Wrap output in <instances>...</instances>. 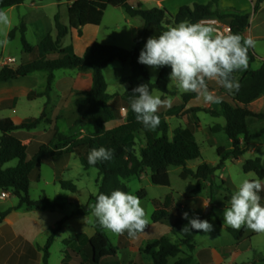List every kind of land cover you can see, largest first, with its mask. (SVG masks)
<instances>
[{"label": "trees", "instance_id": "trees-1", "mask_svg": "<svg viewBox=\"0 0 264 264\" xmlns=\"http://www.w3.org/2000/svg\"><path fill=\"white\" fill-rule=\"evenodd\" d=\"M26 1L0 0V12L22 5ZM69 2L68 25L63 24L59 13L54 17L55 38L48 34L41 39L36 47H33L26 38L27 28L25 24H21L19 28L10 32V40L15 38L17 32L21 33L23 49L33 57V60L17 68L5 66L0 69V83L25 78L35 72H47L46 90L43 93H33L30 96L46 97L47 106L55 81V72L66 69L90 72L92 75L91 89L82 93L75 105L82 118L91 121L96 130L93 134L77 139L65 136L58 127H55L51 143L38 145L33 155L29 157L28 151L31 150L33 143L27 145L26 142L32 139L31 131L42 122L52 123V120L46 117V110L39 118L20 125L15 124L10 119L1 120L0 191L12 192L18 199V204L16 207L0 213V224L13 211L22 208L28 211L55 212L56 210H64L66 203L51 201L45 195L38 200H32L29 191L31 175L39 170L42 162L52 161L55 163L56 175L60 176L61 170L66 165L70 155H76L85 170H98L101 178L98 193L109 194L117 188L129 192L126 180L141 176L145 170L151 171L153 185L169 188L171 186L169 169L179 167L182 168L180 174L182 180L193 178L196 181V187L192 191L193 195H198L203 188V183L210 181V205L213 206L218 191L214 181L216 173L223 168L227 160H238L244 152L248 151L251 140L258 135L251 133V121H264V113H254L246 108L264 95V63L259 69L250 71L249 75L239 82V90L233 91L234 104L223 101L218 111L197 110L204 111L215 119L223 118L225 120L224 126L216 125L212 128V132H224L232 141V149L227 151L224 148H219L217 150L219 157L217 166L203 163L194 171L187 168L189 162L201 158V147L195 139L194 129L191 127L179 128L173 132L172 138L169 136L170 128L167 118L179 115L183 106L165 114L157 113L160 116V125L155 130H150L136 121L129 101L133 88L143 83L149 84L152 93L154 90H159L164 94L168 93L167 85L170 83L171 68L164 67L160 71L157 81L152 83L146 65L138 63L139 53L147 38L159 36L163 31L181 21L195 23L207 17H221L218 0H213L206 5L195 4L192 8L182 6L175 16H172L165 8L132 7L129 0H69ZM261 2L262 0H258L257 4ZM109 7L123 8L130 18H140L143 21V26L135 38L133 50L96 42L87 47L82 56H78L73 47H62V41L69 35L71 29L76 30L81 37L82 30L86 26H100ZM227 17L232 18L231 33H239L243 36V32L249 27L250 15L233 13ZM35 54H37L36 57H34ZM52 55L56 57H48ZM248 57L249 65L255 63L256 55L253 48L249 49ZM116 60L129 63L131 74L121 79V83L127 84L128 88L119 97L118 104L114 107L110 104L113 96L108 93L104 71ZM236 72L233 73V76ZM182 98L183 104H187L196 99V95L188 93L184 94ZM122 110L127 111L126 122L114 129H107V123L123 120ZM139 137H143L145 141L139 145V150H137L136 139ZM241 139L245 145L244 149L241 148ZM99 147L114 149L113 159L98 162L94 166L89 165L87 161L89 151ZM15 160L18 161L16 167L5 168L6 164ZM243 170L245 173H254L261 181L264 180V164L260 158L247 160ZM58 182L63 190L73 194L78 193V188L72 181L59 179ZM222 185L225 186L227 183L222 181ZM227 192L229 195L226 196V201L229 202L232 192L229 188H227ZM97 194L90 197L91 203H95ZM260 195L264 199V192H261ZM138 196L144 200L147 197V192L141 190ZM154 206L155 210L151 217L154 224L164 221L170 213L174 215L171 234L178 237V241L174 242L171 237L163 236L146 243L142 252L151 258L152 264H169L170 259L185 254L184 249H186L188 254L177 259L173 264H194L195 260L192 254L196 249L195 238L199 232L196 230H193V233L181 232L183 226L188 223L187 220L183 219L182 214L188 212L189 218H191L190 211L175 205L172 194L166 197L164 203L154 201ZM90 214L89 206H79L70 216L58 222L55 229L51 231L46 245L41 248L44 253V264H49L50 248L55 241L56 234L62 231L64 224L76 216L86 217ZM199 218L204 220L203 217ZM95 229L96 233L92 238H88L84 234L77 235L76 248H70L71 240L64 241L66 246L64 264H67L66 260L71 255L70 253L80 259V264H121L118 257L119 248L110 241L104 229L97 224ZM227 232L239 243L246 234V228L242 227L237 231L227 227ZM260 261L264 263V257Z\"/></svg>", "mask_w": 264, "mask_h": 264}, {"label": "rangeland", "instance_id": "rangeland-1", "mask_svg": "<svg viewBox=\"0 0 264 264\" xmlns=\"http://www.w3.org/2000/svg\"><path fill=\"white\" fill-rule=\"evenodd\" d=\"M156 1L132 0L130 5L135 8L143 7L144 9L163 7L172 16H175L182 6L192 8L195 4L206 5L213 0H164L163 6H158ZM257 1L218 0V9L221 17H207L199 21L216 27L220 32L228 33L227 30L232 23V18L227 17L228 15L233 13L250 15L249 27L243 32V36H250L256 41V46L253 48L256 61L249 65L246 70H241L234 74V78L238 82L246 78L250 71L259 69L264 63V0L260 4H257ZM69 6V0H27L22 5L5 9L3 12L6 13L9 22L7 24L0 23V69L5 66L17 68L33 60V57L23 49L20 32L16 33L13 40L9 39V34L13 29L19 28L21 24H25L27 28L26 38L33 47H36L44 36L51 34L54 38L56 37L54 25V17L56 14L59 13L63 24L68 25ZM142 26L143 21L140 18H130L123 8L109 7L100 26H86L83 37H80L76 30L71 29L69 35L63 39L62 47H73L74 52L78 56H82L85 48L96 42L118 46L126 50H133L135 47V38ZM36 56L37 54L34 55V57ZM48 57L55 58L56 56L52 55ZM146 67L151 81L155 77V80L152 81V83H155L160 71L164 67L158 69H153L149 66ZM85 73L87 72L67 69L55 72V81L47 106L46 97H30L33 93L40 94L46 90L48 80L47 72H35L25 78L5 82L4 84L0 83V95L10 100L6 106H0V121L10 119L15 124L20 125L39 118L44 110H46V117L52 120L51 124L42 122L36 129L31 131L32 139L26 142L27 145L31 142L33 143L31 150L28 151L29 157L33 155L38 145L51 143L54 137L55 127H58L59 131L65 136L77 139L84 138L95 132L96 128L94 124L89 120H84L75 105L76 100L86 90L88 77ZM130 74V64L123 63L119 60L114 61L104 71V76L108 84V93L113 96L110 102L112 106H117L119 97L128 88L127 84L121 83V79L128 77ZM77 80L82 82V90H75L73 88L75 84L72 85V83ZM209 88L217 96L221 97L222 102L227 101L234 104L232 98L233 91L229 92L214 81L209 82ZM152 94L161 96L162 99L166 95L173 98L171 108L162 107L158 113L165 114L166 112L183 106L180 114L168 117L167 122L169 124V136L171 138L176 129L187 127L194 129L195 139L201 147V158L189 162L187 165L188 169L195 171L203 163L217 166L219 163L217 148H224L227 151H231L232 148H229L230 140L225 133L212 132L214 126L225 125V120L223 118L215 119L204 111H197H218L222 102L218 104L205 103L202 98H196L187 104H183L182 96L184 94L178 93L175 87L171 90L168 89L167 94L159 90H154ZM263 101L264 99L256 105L247 106L246 108L254 113H264V105L263 107L261 106ZM187 106L189 108L184 110ZM126 116L124 121H126ZM263 128L264 121H251V133L256 135L257 133L255 131ZM144 141L143 137L136 139L138 145L137 150H139V145ZM241 148H245L243 139H241ZM248 151L244 152L238 160H227L223 168L216 173L214 181L218 191L213 206L210 205V181L203 183V188L198 195H193L192 191L196 187V181L193 178L182 180L180 178L182 168L179 167H171L169 169L171 179V186L169 188L153 185L150 170H145L139 177H132L126 180V184L130 190L129 193L138 195L141 190L147 192V197L141 200V202L146 210L150 225L146 227L145 232L139 233L135 238H129L127 232L117 236L104 230L110 241L119 248L118 257L120 263L152 264L151 258L142 252V248L146 243L163 236L171 237L174 242L178 241V237L171 234L169 228L171 223L170 219H165L166 221H162L163 223L157 224H154L151 220L155 210L154 201L164 203L166 197L172 194L174 204L190 211L191 218L193 216L203 217L214 228L210 233L199 231L196 236V249L192 254L195 259L194 264H210L209 261H214L213 264H250L254 262L264 264L260 261L264 257V233L250 235V238L245 237L240 243H236L233 237L227 232V227L222 228L223 211L229 204L226 201V196L229 195L227 188L233 193L242 180L256 179L254 173H245L243 170L244 163L247 160L257 157ZM259 154H264V150L261 149ZM17 164L18 161L15 160L6 164L5 168L16 167ZM55 169V163L52 161H44L41 163L39 170L33 172L31 175L29 196L32 200H38L45 195L51 201L66 203L65 209L56 210L44 224H40L42 227L40 229L42 230L39 233H37V223L35 222L37 221L36 212L22 208L17 210L18 213L13 217L18 230L21 232L30 231L34 238L40 242L47 240L49 230L46 228L50 226L55 217L59 218L61 215L70 216L79 206L90 207L93 204L90 202V197L98 193V186L101 180L98 170H85L76 155H70L68 157L66 166L62 168L60 176L56 175ZM59 179L72 181L77 186L78 193L73 194L63 190L59 185ZM222 181L227 182V185L223 186ZM262 183H264V180ZM0 193V199L5 200L1 202L0 208H9L11 205L18 203V199L12 192L0 191ZM3 193L8 194V197H2ZM203 203L208 204V207L204 208ZM261 204L264 205V199H261ZM65 224V230L56 234L55 241L50 248L52 251L51 264H57V260L61 256V249L63 247L66 248L63 240L73 237L76 232L87 233L88 235L96 232V223L91 214L86 217L76 216ZM11 234L12 232L6 233L3 238H14ZM71 241L70 248H76V239ZM184 252L185 254L170 259L169 264H173L177 259L185 257L188 251L184 249ZM70 254L71 256H75L73 253Z\"/></svg>", "mask_w": 264, "mask_h": 264}, {"label": "clouds", "instance_id": "clouds-1", "mask_svg": "<svg viewBox=\"0 0 264 264\" xmlns=\"http://www.w3.org/2000/svg\"><path fill=\"white\" fill-rule=\"evenodd\" d=\"M6 13L0 12V23L7 24ZM256 41L239 33H223L212 25L201 22L181 21L169 27L159 36L147 38L140 51L138 63L158 69L168 66L170 83L178 93H193L205 103H221V97L210 90L209 82H216L229 92L238 91L239 82L234 78L236 71L246 70L249 66L248 52L255 48ZM155 77L152 78V81ZM173 98L153 95L148 83H143L132 90L130 108L135 119L145 128L155 130L160 125V108H171ZM114 149L105 147L92 148L87 156L89 165L101 161H110ZM264 192V183L260 179H244L232 193L229 204L223 211V227L239 231L246 227L257 233H264V205L260 193ZM207 208L208 204L203 203ZM94 222L102 229L114 235L127 232L129 238H135L145 232L149 223L146 210L138 195L117 188L109 194L98 193L94 204L90 205ZM188 223L181 232L193 233L214 230L208 220L198 216L189 218V213L182 214ZM91 222V221H90Z\"/></svg>", "mask_w": 264, "mask_h": 264}, {"label": "crops", "instance_id": "crops-1", "mask_svg": "<svg viewBox=\"0 0 264 264\" xmlns=\"http://www.w3.org/2000/svg\"><path fill=\"white\" fill-rule=\"evenodd\" d=\"M163 1L164 0H157L156 1L157 5L163 6ZM131 2H132V0H129V4ZM84 30H85V28L82 30V36L81 37H83V35H84ZM87 47H89V46H87ZM86 48H85V50H86ZM85 50H84V52H85ZM84 52H83V54H84ZM85 75L88 77V79H87L88 83L86 84V90H84V91L87 92L91 89V86H92V75L90 72L85 73ZM73 84H75V85H73ZM72 85H73V88L75 90H77V89L82 90L83 84L81 81L79 82V80H77L76 82H73ZM71 91H72V89H71ZM263 99H264V95L248 106L256 105L257 103L261 102ZM9 101H10L9 98H7V97L5 98V96L0 95V106H6V104H8ZM263 105H264V101L262 102L261 106L263 107ZM240 106H243V105L240 104ZM188 108H189V106H187V108L185 107L184 110H187ZM124 113H126V114H124ZM122 115H123L122 121H111V122L107 123V125H106L107 129H114V128L119 127L120 125L124 124L126 122V121H124V118H125V115H127V111L122 110ZM259 122H262V121H259ZM221 126H224V125L222 124ZM255 133H257L258 135L251 140L249 151L252 154H254V156H257L256 158H260L264 164V154H259L261 149L264 150V128L263 129H257L255 131ZM231 142L232 141L230 140V147L229 148H232ZM218 149L219 148H217V150ZM225 150H227V149H225ZM228 150H230V149H228ZM256 179H257V176H256ZM262 182H263V180H262ZM0 196H1V193H0ZM2 201H5V200L0 199V207H1ZM17 204L11 205L9 208H5V209L0 208V213L5 212L10 208L16 207ZM31 212L37 213L36 214L37 215V221H35L37 223V233H39L42 230V229H40V228H42L41 225L44 224V222L50 218V215L52 213H54V212H50V211H38V210H32ZM31 212H29V213H31ZM17 213H18V211H13L0 224V264H44V254H43L41 248H43L46 245L51 231L53 229H55L58 222L62 221L67 216L61 215L59 218L55 217L53 219V221L51 222L50 226L46 228L49 230V231L47 230L49 232L47 240L44 242H40V241H38V239L36 240L34 238V236L32 235V233L30 231L27 230V231L21 232L20 230H18L16 228V224L13 220V217ZM167 219H170L171 223H170L169 228L171 230L172 225L174 223V219H175L174 215L170 213L168 215V217L166 218V220ZM166 220H164V221H166ZM65 228H66V224L64 225L62 231H64ZM10 232H12L11 235H13L14 238H12V239L9 237H6V239L3 238V236L6 233L8 234ZM95 233L96 232H92L90 235H88L87 233L76 232L73 237H69L66 240H74V239H76L77 235H79V234H84L88 238H92L95 235ZM253 234L255 235L258 233L246 228V234H245L244 238L245 237L250 238V235L253 236ZM4 240H6V241H4ZM63 241H65V240H63ZM65 249H66L65 247H63L61 249V256L58 258L57 264H64L65 259H66ZM51 258H52V251L50 249L49 264H51ZM79 261H80L79 258H77L76 256L70 255L68 257V259L66 260V263L67 264H80ZM209 262H210V264H213L214 261H209Z\"/></svg>", "mask_w": 264, "mask_h": 264}, {"label": "built area", "instance_id": "built-area-1", "mask_svg": "<svg viewBox=\"0 0 264 264\" xmlns=\"http://www.w3.org/2000/svg\"><path fill=\"white\" fill-rule=\"evenodd\" d=\"M227 32H228V33H229V32L231 33V27L228 28ZM2 197H8V194L3 193V194H2Z\"/></svg>", "mask_w": 264, "mask_h": 264}]
</instances>
